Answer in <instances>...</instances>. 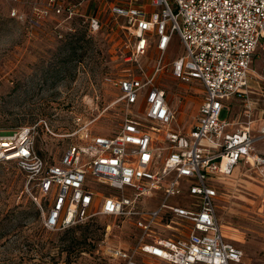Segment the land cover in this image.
<instances>
[{"label": "built area", "instance_id": "1", "mask_svg": "<svg viewBox=\"0 0 264 264\" xmlns=\"http://www.w3.org/2000/svg\"><path fill=\"white\" fill-rule=\"evenodd\" d=\"M4 1L12 18L41 28L51 19L83 16L87 0ZM103 1L125 19L131 37L125 61L136 66L107 79L120 93L118 130L94 135L85 125L64 134L78 142L53 164L37 150L35 127H22L0 136V163L25 174L44 202L35 198L47 232L96 227L105 237L95 254L111 264H240L244 252L223 234L217 201L238 166L264 185V154L256 147L264 141V120L255 130L260 99L250 86L253 60L264 51V0ZM89 20L91 30L100 29V20ZM176 35L184 54L170 60ZM149 53L153 68L141 63ZM167 75L203 89L188 133L171 127L176 111L161 85ZM237 102L242 122L223 119ZM101 219L110 223L99 225ZM113 226L129 231L130 240L111 246Z\"/></svg>", "mask_w": 264, "mask_h": 264}, {"label": "rangeland", "instance_id": "2", "mask_svg": "<svg viewBox=\"0 0 264 264\" xmlns=\"http://www.w3.org/2000/svg\"><path fill=\"white\" fill-rule=\"evenodd\" d=\"M25 1L44 4L47 0ZM59 1L75 4L81 0ZM10 9V3L0 0V136L35 127L39 154L55 164L78 142L77 137L63 138L64 134L79 132L85 125L94 135L114 134L123 113L117 104L119 90L107 79L136 72L135 64L125 61L131 39L124 28L125 19L114 16L103 0H87L79 12L83 16L67 21L63 17L51 19L41 28H31L12 18ZM91 17L100 20L99 30L90 29ZM183 54L176 35L167 57L172 60ZM153 57L149 53L141 60L142 65L155 67L150 61ZM251 76L252 86L260 83L264 88V51L255 56ZM161 85L176 111L171 127L188 133L203 102L202 87L198 82L183 84L172 75L163 77ZM141 104L142 100L137 110ZM240 105L234 103L222 118L242 122ZM235 173L222 183L226 189L218 209L221 229L243 250L240 264H264V185L245 167ZM35 198L44 207L21 169L13 163H0V264H111L107 257L95 254L105 237L96 227L90 231L88 238L92 240L87 244L62 252L66 249L60 239L62 233L45 230ZM98 222L110 223L103 219ZM84 233V228L77 232L78 242ZM128 236L129 231L113 226L108 243L127 242Z\"/></svg>", "mask_w": 264, "mask_h": 264}, {"label": "crops", "instance_id": "3", "mask_svg": "<svg viewBox=\"0 0 264 264\" xmlns=\"http://www.w3.org/2000/svg\"><path fill=\"white\" fill-rule=\"evenodd\" d=\"M252 76H251V82H252ZM251 82H250V86H251V88H252V90H253V92L256 94V98H258V99H260V102H259V104H258V106H257V110H256V112H255V119H256V123H255V125H254V129L255 130H258V128H260L261 127V125H262V120H264V103H263V99H262V96H264V88H262V87H260L261 86V84L260 83H258V87H254V86H252L251 85ZM239 114L240 113H238V116H239ZM261 143V144H260ZM260 143H258L257 144V150L260 152V153H262V154H264V141L263 142H260ZM242 166H238L237 168H236V170L234 171V172H237V169L238 168H241ZM235 175H236V173H234ZM227 182V181H226ZM225 189H226V187H224L223 189H222V191L224 192L225 191ZM222 191H221V195H222ZM219 202H221V196H220V198L218 199V201H217V203H218V209H219ZM223 232V231H222ZM224 234V233H223ZM226 236V235H225ZM227 237V236H226Z\"/></svg>", "mask_w": 264, "mask_h": 264}, {"label": "trees", "instance_id": "4", "mask_svg": "<svg viewBox=\"0 0 264 264\" xmlns=\"http://www.w3.org/2000/svg\"><path fill=\"white\" fill-rule=\"evenodd\" d=\"M70 37L74 38L71 34L69 35ZM82 228H84V236H83V240L82 242H78L76 239V234L78 231L82 230ZM91 228L89 226H82L81 228H77V229H69L66 232L62 233V237L60 238L62 241V244L65 245V250H62V252H67L69 250H76V247H78V245H83V244H87L88 241H91L92 239L88 238V235L91 234ZM68 243V244H67ZM70 252V251H69Z\"/></svg>", "mask_w": 264, "mask_h": 264}]
</instances>
